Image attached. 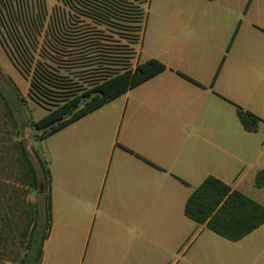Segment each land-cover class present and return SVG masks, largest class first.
Listing matches in <instances>:
<instances>
[{"label":"crops","instance_id":"crops-1","mask_svg":"<svg viewBox=\"0 0 264 264\" xmlns=\"http://www.w3.org/2000/svg\"><path fill=\"white\" fill-rule=\"evenodd\" d=\"M148 60L165 70L40 141V264H264V224L232 242L184 214L208 177L264 207V0H148Z\"/></svg>","mask_w":264,"mask_h":264},{"label":"trees","instance_id":"trees-1","mask_svg":"<svg viewBox=\"0 0 264 264\" xmlns=\"http://www.w3.org/2000/svg\"><path fill=\"white\" fill-rule=\"evenodd\" d=\"M62 5L61 9L65 22L63 27L54 30L48 37H42L41 43H38L37 37H40L41 29L38 28L31 43V53L9 57L15 64L16 69L24 79H28V96L38 106L44 108L47 113L39 120L31 117L30 126L35 131H40L39 140H42L64 126L74 122L82 116L96 110L102 105L112 101L118 96L124 94L129 89L137 86L148 78L165 70V66L156 60H148L143 63H137L134 68H130V57L132 55L130 45L137 40V35H127V44L124 58L121 61L122 69L112 72L106 77L97 79L96 82L81 94L72 96H62L63 93H56L59 84L56 83L50 70H53L51 64H54L55 57L59 51L57 48L63 44L64 48H72L64 45L65 41H70L71 46H81L89 55L95 54L94 62L100 60L114 59L115 47L111 44H104L107 41L104 32L97 31V27H114L117 22L135 23L141 21L139 3L148 0H58ZM133 1V2H132ZM134 1H138L134 3ZM26 0H0V32L8 35L14 34L17 28H13L5 21H9L14 16L21 15L24 12L23 3ZM139 14L138 20L135 16ZM76 16L87 22V29L80 32L67 31L66 25L70 24ZM77 18V17H76ZM24 29V27H23ZM110 38V37H109ZM104 42V43H103ZM66 46V47H65ZM33 53H37V59L33 58ZM66 57V51L62 52ZM91 59V56L87 57ZM33 60L34 63L32 62ZM112 62V61H111ZM33 64V65H32ZM58 94V97L55 96ZM52 98H62L60 105L54 106V109L44 107L46 103L43 100L52 101ZM75 111L68 116V113ZM237 117L245 131L255 132L261 120L251 113L236 108ZM20 163L22 177L28 186L33 190L43 189L45 223L41 237L37 243L34 240L36 221L33 213V221L28 232L23 236L26 240L25 253L19 261V264H40L42 257V244L48 236L50 229V173L46 163L39 157V166L42 173V186L40 187L38 171L30 160L29 153L23 142L20 143ZM254 184L258 188H264V171L258 172ZM184 214L186 217L199 225L205 226L217 235L236 242L251 233L253 230L264 224V207L239 191L232 190L229 186L216 178H206L190 195L184 205Z\"/></svg>","mask_w":264,"mask_h":264},{"label":"rangeland","instance_id":"rangeland-1","mask_svg":"<svg viewBox=\"0 0 264 264\" xmlns=\"http://www.w3.org/2000/svg\"><path fill=\"white\" fill-rule=\"evenodd\" d=\"M129 1V0H128ZM139 1V0H138ZM138 1H134L137 3ZM133 2V1H132ZM141 21L135 23L117 22L114 27H97V31L104 32L105 39L115 47L114 59L94 62L95 54L89 55L81 46H71L66 40L64 45L72 48H64L63 44L57 48L60 52L55 57L53 70H50L59 89L56 93L67 95L81 94L90 89L97 79L108 76L112 72L122 69L127 35H137V40L130 45L132 49L130 68L137 64V52L140 47L143 33L144 19L147 12V1L139 3ZM24 12L14 16L8 23L17 28L14 34L8 35L0 32V264H19L25 253L26 240L23 233L28 232L33 221V213L36 221L34 240L39 241L45 223V207L43 189L33 190L22 177L20 163V143L26 147L30 160L38 171L39 183L40 166L39 157L43 161L40 148V131H35L29 124L31 117L34 120L41 119L46 110L38 106L28 96L29 82L24 79L15 64L11 61L9 53L13 57H19L31 53V43H34L33 31L41 29L38 43L42 37L49 35L54 30L63 27L65 19L62 5L58 0H26L23 3ZM77 17V18H76ZM69 25L64 27L67 31L80 32L87 29L88 23L76 16ZM139 14L135 16L138 20ZM24 27V29H23ZM110 37V38H109ZM65 46V47H66ZM66 51V57L62 52ZM37 59V53H33ZM35 60L32 62L34 63ZM112 61V62H111ZM33 65V64H32ZM58 97V94H55ZM52 101L43 100L44 107L54 109L60 105L62 98H52ZM42 186V185H41ZM43 205V206H42Z\"/></svg>","mask_w":264,"mask_h":264},{"label":"water","instance_id":"water-1","mask_svg":"<svg viewBox=\"0 0 264 264\" xmlns=\"http://www.w3.org/2000/svg\"><path fill=\"white\" fill-rule=\"evenodd\" d=\"M74 111H75V109H72V110L68 113V116H70ZM40 187H41V184H40Z\"/></svg>","mask_w":264,"mask_h":264}]
</instances>
